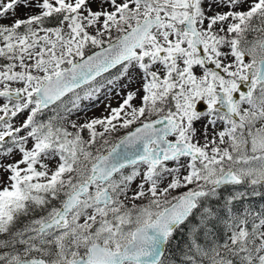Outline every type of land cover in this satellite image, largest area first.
I'll use <instances>...</instances> for the list:
<instances>
[{"label": "snow or ice", "instance_id": "obj_1", "mask_svg": "<svg viewBox=\"0 0 264 264\" xmlns=\"http://www.w3.org/2000/svg\"><path fill=\"white\" fill-rule=\"evenodd\" d=\"M0 264H264V0H0Z\"/></svg>", "mask_w": 264, "mask_h": 264}, {"label": "rangeland", "instance_id": "obj_2", "mask_svg": "<svg viewBox=\"0 0 264 264\" xmlns=\"http://www.w3.org/2000/svg\"><path fill=\"white\" fill-rule=\"evenodd\" d=\"M25 9H17V15L23 16L25 13ZM7 22V21H5ZM139 86V81H137L136 84L132 85V87H138ZM119 98L113 94L111 100L109 101L108 99H105L104 96H101L98 101H95L93 104L87 105L89 108V111L87 112L88 117L92 116H100L105 112V106L111 102L112 106L115 107L118 104ZM82 119L84 118L83 114H81Z\"/></svg>", "mask_w": 264, "mask_h": 264}]
</instances>
